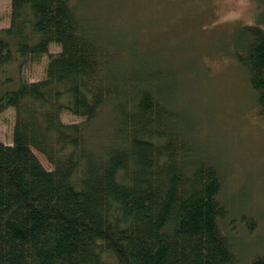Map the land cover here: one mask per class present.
Instances as JSON below:
<instances>
[{
	"label": "trees",
	"instance_id": "16d2710c",
	"mask_svg": "<svg viewBox=\"0 0 264 264\" xmlns=\"http://www.w3.org/2000/svg\"><path fill=\"white\" fill-rule=\"evenodd\" d=\"M76 5L11 0L0 28V115L15 112L12 145L0 140V264H240V212L170 73L134 43L118 63ZM240 36L264 117V16ZM44 57L43 79L22 78Z\"/></svg>",
	"mask_w": 264,
	"mask_h": 264
},
{
	"label": "rangeland",
	"instance_id": "374dc122",
	"mask_svg": "<svg viewBox=\"0 0 264 264\" xmlns=\"http://www.w3.org/2000/svg\"><path fill=\"white\" fill-rule=\"evenodd\" d=\"M10 3L0 0V28L9 25ZM73 3L91 20L103 44L115 43L110 44L118 63L134 43L136 51H144L146 63L168 70L177 90L174 103L194 119L190 135L208 146L218 163H225L219 164L224 173L223 197L235 203V207L229 205L230 214L238 217L240 212L241 219L251 217L259 225L255 237L244 239L243 224L235 222L233 241L241 248L247 245L246 250H253L255 256L264 252V117L249 75L237 60L241 29L263 18L264 0ZM50 50L57 53L60 48L53 44ZM46 62L44 57L25 66L22 78L43 79ZM80 120L68 112L62 114L65 123ZM14 125L15 112L10 108L0 115V140L5 144L13 143Z\"/></svg>",
	"mask_w": 264,
	"mask_h": 264
},
{
	"label": "bare ground",
	"instance_id": "6f19581e",
	"mask_svg": "<svg viewBox=\"0 0 264 264\" xmlns=\"http://www.w3.org/2000/svg\"><path fill=\"white\" fill-rule=\"evenodd\" d=\"M259 22V21H258ZM258 22H256V23H258ZM255 23V24H256ZM220 164H222V163H224V162H219ZM224 165H225V163H224ZM222 185H223V188H224V179L222 178ZM222 188V189H223ZM225 194V192H223V194L222 195H224ZM224 198V197H223ZM235 219V218H234ZM233 218L231 219V220H234ZM250 221V223L252 222L255 226V230H250V228H249V225H247V224H245L244 222L245 221ZM237 221H239L240 223H242L243 224V230L245 231V233H244V235H243V237H244V239L245 238H248V239H251V238H253V237H255V231L258 229V227H259V225H258V223L253 219V218H246V217H243L242 219H241V217H240V220H238L237 219ZM241 227V226H240ZM242 229V228H241ZM249 247V246H248ZM246 248H247V245H246ZM246 248L243 246V248H241V244H239V245H235V254H236V256H238L239 255V261H240V264H251L252 263V261L254 262V261H257L258 260V258H262L263 260H264V252H262L261 254H259V255H257V256H255L254 254H255V252L253 251V250H250L249 248V250H246ZM251 259V261H247L246 262V259ZM245 260V261H244Z\"/></svg>",
	"mask_w": 264,
	"mask_h": 264
},
{
	"label": "clouds",
	"instance_id": "9594fccd",
	"mask_svg": "<svg viewBox=\"0 0 264 264\" xmlns=\"http://www.w3.org/2000/svg\"><path fill=\"white\" fill-rule=\"evenodd\" d=\"M249 23H251V21H248Z\"/></svg>",
	"mask_w": 264,
	"mask_h": 264
}]
</instances>
